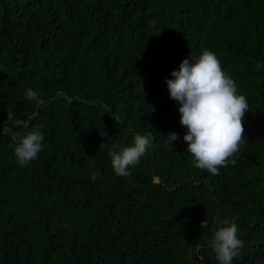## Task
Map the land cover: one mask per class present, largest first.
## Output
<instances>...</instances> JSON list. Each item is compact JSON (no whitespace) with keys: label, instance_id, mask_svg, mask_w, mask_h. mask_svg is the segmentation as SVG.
I'll return each mask as SVG.
<instances>
[{"label":"trees","instance_id":"obj_1","mask_svg":"<svg viewBox=\"0 0 264 264\" xmlns=\"http://www.w3.org/2000/svg\"><path fill=\"white\" fill-rule=\"evenodd\" d=\"M0 264H264V0H0Z\"/></svg>","mask_w":264,"mask_h":264},{"label":"clouds","instance_id":"obj_2","mask_svg":"<svg viewBox=\"0 0 264 264\" xmlns=\"http://www.w3.org/2000/svg\"><path fill=\"white\" fill-rule=\"evenodd\" d=\"M157 181V179H155Z\"/></svg>","mask_w":264,"mask_h":264}]
</instances>
